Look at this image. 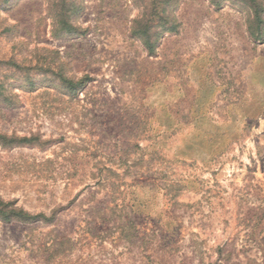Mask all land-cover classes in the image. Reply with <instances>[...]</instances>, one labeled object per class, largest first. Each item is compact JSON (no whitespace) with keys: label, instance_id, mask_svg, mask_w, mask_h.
<instances>
[{"label":"rangeland","instance_id":"1","mask_svg":"<svg viewBox=\"0 0 264 264\" xmlns=\"http://www.w3.org/2000/svg\"><path fill=\"white\" fill-rule=\"evenodd\" d=\"M256 13L0 0V264H264Z\"/></svg>","mask_w":264,"mask_h":264},{"label":"trees","instance_id":"2","mask_svg":"<svg viewBox=\"0 0 264 264\" xmlns=\"http://www.w3.org/2000/svg\"><path fill=\"white\" fill-rule=\"evenodd\" d=\"M255 25H256V28H257L255 30V32L256 33L261 32L262 28L264 27V17H263V15H261L259 13H256V15H255ZM254 35L256 36V34L254 33L252 35L253 38H255ZM255 41H261V40H259V38H257V39H255ZM11 205H13V204H11ZM2 214L4 215V222H6V223H10V222H24V223H27V222L35 221L36 219L38 220V217H39V216L31 217V216H29L28 214H26L22 210H20V211L11 210V211H8V212H3ZM55 219L56 218H55V215H54L52 217L51 222H54Z\"/></svg>","mask_w":264,"mask_h":264}]
</instances>
